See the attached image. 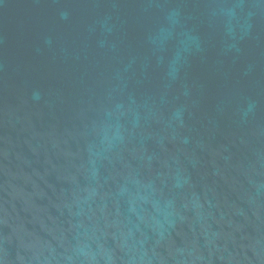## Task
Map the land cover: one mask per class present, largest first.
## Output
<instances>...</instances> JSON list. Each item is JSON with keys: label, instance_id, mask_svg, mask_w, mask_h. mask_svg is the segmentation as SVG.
Instances as JSON below:
<instances>
[{"label": "water", "instance_id": "1", "mask_svg": "<svg viewBox=\"0 0 264 264\" xmlns=\"http://www.w3.org/2000/svg\"><path fill=\"white\" fill-rule=\"evenodd\" d=\"M0 264H264V0H0Z\"/></svg>", "mask_w": 264, "mask_h": 264}]
</instances>
